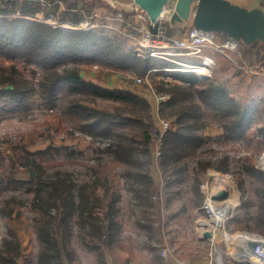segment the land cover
<instances>
[{"label": "trees", "instance_id": "obj_1", "mask_svg": "<svg viewBox=\"0 0 264 264\" xmlns=\"http://www.w3.org/2000/svg\"><path fill=\"white\" fill-rule=\"evenodd\" d=\"M42 2L45 1L0 0V58L10 63L9 67H3L0 71V118L27 111L34 98H38L50 110L58 109L62 97L67 98L64 109L81 118V122L75 121L80 129L89 134L99 132L106 136L108 154L128 162L137 170L129 174L132 180L130 190L136 205L146 208V202L151 200L157 188L148 166L153 158L150 132L157 126L152 119L149 102L152 94L147 88L144 91L136 88L137 92L128 86L109 88L94 79H86L82 68L99 65L116 72L141 76L155 70L165 74L163 70L166 68L180 67L170 66L169 60L149 57L148 50L139 44L136 49L126 48L127 39L110 29L91 27L67 31L52 24L26 19L51 15L58 23L73 26H79L82 22L90 25L96 20L93 15L94 2L50 0L45 6ZM242 53L259 56V46L244 47ZM15 62L28 66L34 74L38 72L39 77L28 79ZM187 73L177 72L174 75L180 83L157 86V92L170 96L169 100L159 104L158 112L164 117H174L175 127L163 139L162 153L158 159L162 173H168L171 167L177 169L174 166L189 149L204 143V126L199 123L203 122L205 110L214 112V117H221L226 123L223 133L228 139H240L250 128L252 114L248 107L234 102L214 80H201L197 75ZM99 99H108L124 107L116 106L109 110L98 104ZM126 124L140 127V134L124 136L121 126ZM47 147L59 148L52 145ZM42 154L44 150L32 153L24 148L19 163L27 170L29 179H7L9 184L32 191L30 206L39 211V216L32 222L40 241L39 251L35 258H23L20 241L13 227L9 226L7 236L0 243V264H18L22 259L23 264H76V255L71 249L72 235L75 233L82 244L97 252L95 255L101 264H109L105 252H101V246L94 240L98 238L101 244H105V241L114 242L117 239V194L103 205L107 190L100 192V189L107 179L103 180L97 175L91 183L77 185L70 172H48L40 161ZM228 164V158H223L216 164H200L199 167L202 172L211 166L226 173ZM244 169L256 184L254 196L258 202L256 212H251L253 200L244 197L240 211L247 222H252L246 226V230L264 237V170L256 165H247ZM199 186L200 182L196 181V204L200 205L204 194ZM28 204L27 200L12 195L3 201L0 214L4 218H18L23 206ZM75 212L79 227L77 231L71 222ZM152 250L155 251V248Z\"/></svg>", "mask_w": 264, "mask_h": 264}, {"label": "rangeland", "instance_id": "obj_2", "mask_svg": "<svg viewBox=\"0 0 264 264\" xmlns=\"http://www.w3.org/2000/svg\"><path fill=\"white\" fill-rule=\"evenodd\" d=\"M42 1L49 2L50 0ZM229 1L248 8H264V0ZM92 2L95 3L94 15L97 14L99 18L96 17L95 22L91 25H95L94 27L97 28L110 29L123 35L127 39L126 48L128 49H136L138 44L140 45L143 42L136 31L138 27H142L146 22L148 23V19L143 13L135 12L119 17L120 12L125 14L119 7L113 9L101 0H92ZM42 4L44 3L42 2ZM62 7L61 5L60 8ZM11 16L16 17L15 14H11ZM28 19L47 24L52 23L51 19L53 22L58 23L54 17L51 18V15L37 16L36 18L28 17ZM83 25L86 24H81L82 29H84ZM65 26L79 28L73 25ZM122 32H125L128 36ZM221 35L224 34H216V42ZM256 46H259V56L251 57L243 55L242 52L245 46L239 44L236 51L241 52L242 63L245 64L243 67H238L236 61L238 58L236 55L238 54L235 51L234 53L219 49L224 51V54H227L232 61L223 57L221 53H216V65L212 70L211 77L208 78L214 80L215 84L221 85L234 102L250 109L252 114L250 128L242 138L228 139L223 133V125L226 123L221 117H214V112L205 110L206 112L202 115L203 122L199 123L200 126H204L202 133L205 135V141L199 147L189 149L183 159L174 166H177V169L171 167L168 173H162L159 166V157L156 158L153 155L148 166L150 174L158 179V183L151 200L146 202V208L136 205L130 190L132 180L129 178V174L137 170L128 162L120 161L117 157L114 158V156L111 157L108 154L106 148L109 142L106 136L101 135L99 132L89 134L80 129L75 121L81 122V118L64 109L67 98L62 97L61 106L56 110L47 109L38 98H34L31 107L27 111H18L0 118V207L3 206V201L9 199L12 195L29 202L28 206H23L22 213L18 218L14 216L4 218L0 214V243L2 238L7 236L8 227L12 226L13 232L20 241L23 258L29 256L35 258L39 251L40 241L32 223L39 216V211L30 206L32 191L26 187L15 186L7 182L10 177H14L16 180L29 179L27 170L19 163L20 155H24V148L32 153L37 150H44V154L39 156L44 168L48 172L57 170L70 172L77 185L91 183L97 175L103 180L107 179L103 181L105 184L102 188L100 187V192L107 190L103 205L107 204L113 195L117 194L116 209L118 213L115 219L119 231L114 242L105 241V244H101L98 238L94 241L101 246V252H105L109 264H124L126 262L128 264H150L149 254L155 253L152 248L158 249L162 253L164 249L162 247L165 245L172 250L180 248L197 250L198 248L193 246L192 235H196V231L199 230V219L202 217L207 218L206 212L201 207L207 197L206 195L211 191L212 179L209 176L211 173L217 172L220 176L228 178L232 184L233 196H236L237 202L235 208L229 210V215H236L239 212L244 197L252 198V206L255 209H251V212H256L258 202L254 196L256 184L244 169V166L256 165L264 170V133H262L264 130V47L260 43H257ZM179 52L178 50L177 53ZM205 52V50L202 51L199 57H202ZM194 60L193 62L189 61V66H197L199 59ZM15 63L19 71L23 72L28 79L34 80L39 77L38 72L34 74L28 66H24L21 62ZM169 64L178 67L176 63L169 62ZM9 66V62L0 58V71L1 68ZM82 70V74L86 79H94L109 88H126L128 86L133 91L136 88L142 91L146 89V86H135L134 79L136 75L132 73L116 72L99 65H88ZM176 73H173V76ZM192 73L197 75L195 72L187 74ZM156 76L154 74L152 78H156ZM197 77L199 78L198 75ZM157 94L161 93L157 92ZM149 102L154 123L158 125L161 120H170L172 128H175L173 125L174 117H164L158 111L155 114L153 99H150ZM98 104L109 110L116 106H122L108 99H99ZM128 109H132V107ZM121 132L124 136L131 137L140 134L141 129L135 124L134 126L126 124L121 126ZM47 145L59 146V148L56 150L55 147H47ZM223 158L229 160L226 173L220 172L211 166L205 172L200 170V164H216ZM182 170L183 172L180 173ZM196 181L200 182L199 188L204 194V200L200 205L196 204L198 199L195 193ZM201 185L208 186L207 190L201 188ZM105 211H107V205ZM76 213H74L71 222L77 231L79 227ZM251 223V221L232 223L228 219L223 230L235 237L246 231L244 224ZM228 225L235 228V230L230 231ZM255 235L263 237L260 233H255ZM217 240L218 245L215 244V246L222 249V252L228 248V252L233 254L234 246H229V242L225 241L220 232L217 233ZM212 243L214 241H211V245ZM71 249L73 255H76L74 263L101 264L97 255H95L97 252L89 250L82 244L76 233L72 235ZM209 249L210 247L205 245V247H200L198 252L202 253L204 250ZM224 256L225 254L223 258ZM18 264H23V259L19 260Z\"/></svg>", "mask_w": 264, "mask_h": 264}, {"label": "water", "instance_id": "obj_3", "mask_svg": "<svg viewBox=\"0 0 264 264\" xmlns=\"http://www.w3.org/2000/svg\"><path fill=\"white\" fill-rule=\"evenodd\" d=\"M91 3L92 0H86ZM111 8H120L125 14L143 13L149 22L164 19L170 30L182 31L190 24L202 32L224 34L229 39L245 47L257 43L264 45V8H248L229 0H101ZM53 19V16H51ZM28 19V18H26ZM31 20V19H28ZM51 20V19H50ZM40 22V21H39ZM44 23V22H41ZM67 31L80 28H68V23H51ZM211 175V174H210ZM228 198L227 192L213 196L219 201ZM213 237L211 230H205L204 240ZM246 256L252 257L257 248V242L248 241Z\"/></svg>", "mask_w": 264, "mask_h": 264}, {"label": "built area", "instance_id": "obj_4", "mask_svg": "<svg viewBox=\"0 0 264 264\" xmlns=\"http://www.w3.org/2000/svg\"><path fill=\"white\" fill-rule=\"evenodd\" d=\"M43 6L46 2H43ZM138 15V14H137ZM127 16V14L119 13V17ZM140 17V15H139ZM128 24V23H126ZM84 29H88L94 26L83 25ZM80 29L81 25L78 26ZM137 33L142 37L140 46L148 50V56L152 58H160L163 60H170L171 55L176 54L179 50L181 54L188 56H197L206 46H216V33H207L194 29L192 26H188L182 31H172L169 29L167 22L164 19H159L156 22H146L142 27L136 29ZM184 32V33H183ZM178 33V34H176ZM239 46L235 41L228 39L223 47L230 49H236ZM180 68H166L163 70L165 74L160 71H150L145 75L136 76L134 79L135 86L143 87L146 86L150 90L151 94L158 99V104L165 102L169 99L167 94H157V86L160 84L171 85L174 83H179V81L173 77V73L176 72H195L201 80H206L211 77L212 70L215 67V62L212 58L204 57L201 66H189L182 62H175ZM203 72L202 75L198 74ZM157 75L156 78H152L153 75ZM172 74V75H171ZM172 129V122L170 120H161L159 124L151 129L150 132V146L152 148L153 155L157 158L161 156L163 139L164 136ZM210 176V175H209ZM211 177V176H210ZM205 185V184H204ZM201 185V188L207 190L208 186ZM202 189V190H203ZM202 210L206 212L207 220H211V212L207 207L208 194L206 195ZM227 200H219L215 202L225 203ZM229 212V211H228ZM227 212L225 219L223 221V226L225 222L230 219L231 215ZM199 234L203 237V232ZM213 233V232H212ZM214 235V234H213ZM214 237V236H213ZM212 237L211 241H214ZM251 239L257 242L258 246L252 253L251 264H264V237H259L257 235H252ZM248 246V245H247ZM210 264H223V252L220 248L212 245L209 251Z\"/></svg>", "mask_w": 264, "mask_h": 264}, {"label": "crops", "instance_id": "obj_5", "mask_svg": "<svg viewBox=\"0 0 264 264\" xmlns=\"http://www.w3.org/2000/svg\"><path fill=\"white\" fill-rule=\"evenodd\" d=\"M94 15V14H93ZM94 17L99 18V16H97V14L94 15ZM84 24H86V22H82ZM81 23V24H82ZM89 26H95V25H89ZM124 35L125 32H122ZM128 36V35H127ZM142 39V37H140ZM229 38L227 36L221 35L218 37V41L216 42V46H213V48H211V46H206L202 51H206L205 54L202 57H199L202 54V51L199 55L197 56H188V55H183L181 53H177L171 55L170 57V62L175 63V62H182L184 64L189 65V61L193 62L195 61L194 59H199L198 64H196L197 66H201L202 65V60L204 57H209L212 58L215 62L216 65V53H221V55L229 60L232 61V59L227 55L224 54V51H228V52H236L238 55L237 58V65L238 67H243V65H245L244 63H242V58H241V52L236 51V49H230L227 47H223V44L228 40ZM139 41V40H137ZM219 49H223L224 51H220ZM218 52H217V51ZM234 52V53H235ZM191 59V60H189ZM172 75V74H171ZM173 76V75H172ZM174 77V76H173ZM150 99H153L154 101V113L157 114L158 108H159V102L158 99L152 95V97H150ZM157 117V116H156ZM155 182L156 184L158 183V179L155 177ZM254 207H252L251 209H253ZM235 213V212H234ZM238 214V215H237ZM238 216V217H237ZM231 222H236V223H241L243 221H246V218L243 215V212H241L239 210V212L235 214H232V216L230 217ZM250 222V221H249ZM252 224V223H251ZM248 224H244V227L247 226ZM224 228V226H223ZM228 228L230 231H234L235 228H231L230 225H228ZM246 230V229H245ZM220 230H216L215 234L217 235V233H219ZM214 234V232H213ZM216 235H213L216 237ZM255 235V233H251L249 231H244L241 234H238L236 236H238L239 238H241L240 240H237L234 244H233V248H234V254H231L228 252V248H226V251H223V255L225 254L224 258L222 257L223 260V264H251V257L246 259L247 257H245V253L248 252V241H251V236ZM193 236V246L197 247L198 249L200 247H205V245L209 246L210 248L212 247V245L217 244L218 245V240L214 237V243H212L211 245V240H204L203 237L200 236L199 231H196V235H192ZM175 237V236H174ZM173 237V239H174ZM159 247L161 248V246L159 245ZM218 247V246H217ZM227 247V246H226ZM164 248L162 253L158 250L155 249V253L152 252L151 254H149L150 257V264H210V256H209V250H204L202 253L198 252L197 250H188V249H170L168 246H164L162 247ZM172 248V247H171ZM222 250V249H221ZM197 251V252H196ZM241 258V259H240Z\"/></svg>", "mask_w": 264, "mask_h": 264}, {"label": "bare ground", "instance_id": "obj_6", "mask_svg": "<svg viewBox=\"0 0 264 264\" xmlns=\"http://www.w3.org/2000/svg\"><path fill=\"white\" fill-rule=\"evenodd\" d=\"M50 21L53 23V20ZM198 74L202 75L203 72H200ZM210 176L212 179V187H211V191L208 194L207 207L210 210L212 216L210 221L204 219L203 217L199 219L198 222L199 230L200 233L205 230H211L212 232H214V235H216L215 231L219 229L221 235L225 238V241L229 242L228 245L232 246L237 240H240L241 238H239L238 236L235 237L231 236L230 234L225 232L223 230V221L225 219L227 212L235 208L237 198L236 196L235 197L233 196L234 191L232 188V184L228 178L220 176L217 172L211 173ZM221 192H227V197L229 196V198H227L225 203L215 202L214 200H212L213 196H217ZM215 238L217 239V235ZM245 257H247L246 253H245ZM246 259H248V257Z\"/></svg>", "mask_w": 264, "mask_h": 264}]
</instances>
